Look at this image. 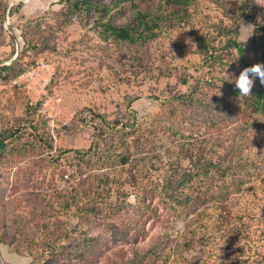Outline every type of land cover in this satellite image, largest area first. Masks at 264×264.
<instances>
[{
  "label": "trees",
  "instance_id": "1",
  "mask_svg": "<svg viewBox=\"0 0 264 264\" xmlns=\"http://www.w3.org/2000/svg\"><path fill=\"white\" fill-rule=\"evenodd\" d=\"M66 1L73 12L90 17L104 39L130 44V55L164 33L190 28L194 39L186 48L195 45L201 57L197 68L201 73L194 82L188 69L176 73L181 84H190L188 91L167 99L169 123L164 131L175 139L165 151L162 172L154 175L143 161L132 165L129 144L136 136L145 140L147 136L131 110L109 126L105 137L100 131L86 150L75 149L81 152L79 166H88L80 170L87 175L71 193L82 200L88 197L77 203L76 210L86 216L93 211L127 213V229L116 226L115 232L128 239L144 233L146 220L158 222L143 248L135 249L126 264H264V84L255 79L247 97L239 96L234 85V77L244 67L264 63V33H260L264 17L258 18L256 1L252 9L251 0ZM242 17L256 24L249 45L239 39L238 24L229 22ZM137 64L133 58L130 65ZM14 69L15 64L3 65L0 72L8 78ZM95 116L99 117L94 114L86 121ZM80 119L85 121L83 112ZM163 122L156 119L155 128L161 130ZM8 138L0 131V157ZM125 170L133 178L134 200L128 202L120 197ZM113 190L118 195L115 201L110 195ZM72 200L76 202L75 197ZM70 205L66 201L63 207ZM182 218L185 229L176 232L175 224ZM69 231L51 239L47 252L52 255L43 264H75L69 257L58 259L64 253L88 264L83 247L97 237L81 231L77 243L67 245Z\"/></svg>",
  "mask_w": 264,
  "mask_h": 264
},
{
  "label": "rangeland",
  "instance_id": "2",
  "mask_svg": "<svg viewBox=\"0 0 264 264\" xmlns=\"http://www.w3.org/2000/svg\"><path fill=\"white\" fill-rule=\"evenodd\" d=\"M254 1L263 19L264 0ZM74 12L66 0H0V67L15 64L8 78L0 72V131L9 136L0 157V264H43L52 255L47 252L51 239L69 230L67 245L77 243L81 231L97 237L83 247L88 264H126L158 223L146 220L144 233L128 239L115 232L116 226L127 229V213L93 211L86 216L77 211V203L88 197L82 200L71 193L87 175L80 170L88 166H79L81 152L75 149L86 150L96 134L101 131L105 137L111 124L133 110L147 139L136 136L131 141V163L136 167L143 161L154 175L160 174L167 162L165 151L175 139L164 131L169 123L167 99L187 92L190 85L181 84L176 73L188 69L191 83L201 73L197 47L186 48L194 35L190 28L169 31L130 55V44L104 39L90 17ZM214 12L221 15L220 10ZM229 22H236L239 39L251 44L254 21L242 17ZM133 58L137 67L130 65ZM32 69L40 73L16 82ZM91 114L99 117L86 121ZM158 118L164 120L161 130L155 128ZM132 179L125 170L121 181L128 183L120 197L127 202L134 200ZM110 195L112 201L118 197L115 190ZM66 201H71L67 209ZM177 222L176 232H183L186 219ZM64 257L79 264L73 253L58 255Z\"/></svg>",
  "mask_w": 264,
  "mask_h": 264
},
{
  "label": "clouds",
  "instance_id": "3",
  "mask_svg": "<svg viewBox=\"0 0 264 264\" xmlns=\"http://www.w3.org/2000/svg\"><path fill=\"white\" fill-rule=\"evenodd\" d=\"M257 78L261 84H264V63H255L249 67H244L239 75L234 77V85L239 90V96H249L250 89Z\"/></svg>",
  "mask_w": 264,
  "mask_h": 264
},
{
  "label": "built area",
  "instance_id": "4",
  "mask_svg": "<svg viewBox=\"0 0 264 264\" xmlns=\"http://www.w3.org/2000/svg\"><path fill=\"white\" fill-rule=\"evenodd\" d=\"M34 73H40L39 71H35V70H29V71H27V72H25V73H23L22 75H20L17 79H16V82H18L19 84H21V82L22 81H20V79L22 78V77H24V76H26L27 74H29L30 76H33L34 75Z\"/></svg>",
  "mask_w": 264,
  "mask_h": 264
}]
</instances>
